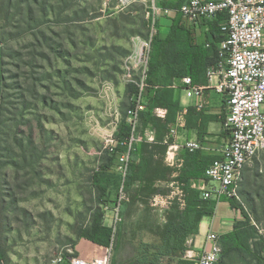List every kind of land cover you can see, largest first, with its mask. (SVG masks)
Wrapping results in <instances>:
<instances>
[{
  "label": "rangeland",
  "instance_id": "obj_1",
  "mask_svg": "<svg viewBox=\"0 0 264 264\" xmlns=\"http://www.w3.org/2000/svg\"><path fill=\"white\" fill-rule=\"evenodd\" d=\"M153 27L149 0H0V264L70 257L97 212L113 225L118 178L103 197L94 180L130 107L128 85L138 80ZM185 128L177 134L188 138ZM219 136L223 127L211 149ZM240 192L251 225L264 228V153L245 168ZM225 207L226 199L215 218ZM141 210L128 212L126 225L141 220ZM115 256L114 246L111 264Z\"/></svg>",
  "mask_w": 264,
  "mask_h": 264
},
{
  "label": "trees",
  "instance_id": "obj_2",
  "mask_svg": "<svg viewBox=\"0 0 264 264\" xmlns=\"http://www.w3.org/2000/svg\"><path fill=\"white\" fill-rule=\"evenodd\" d=\"M160 5L172 10L163 16V24L160 20L159 33L152 42L149 83L160 87L148 91V105L140 115L139 125L140 132L149 127L157 130L158 139L155 143L143 142L137 147L125 183L130 197L126 212L139 211L143 206L141 220L129 225L121 224L114 235L112 227L104 224V214L97 212L91 225L78 233L79 239L88 240L102 248H108L114 238L116 252L120 246L128 244L131 256L124 261L115 260L113 264H195L185 259L187 241L199 234L203 219L214 216L218 203L217 200L206 199L201 191L192 187L193 182L208 181L205 172L216 157L205 155L201 150L186 151L178 178L183 184L185 207L181 208L178 201L173 202L166 210L164 225L156 224L153 219L151 199L169 193L167 184L162 186L158 182L168 183L173 172L163 162L168 145L161 142L160 137L175 124L183 110L181 90L171 89L166 83L173 76L189 75L196 85L208 84V70L220 61L218 44L223 40L221 23L227 18L225 13L212 22H202V33L199 35L197 27L188 24L179 12L180 3L161 1ZM128 92L132 98L137 87L134 84L128 85ZM156 108L167 110L164 120L153 114ZM126 116L115 134V151L111 153L106 150L108 163L100 169L94 180L102 197L109 186L114 184L115 177L118 178L116 185L121 187L122 179L117 171L118 157L126 152L124 142L131 134ZM186 117L187 129L196 131L200 140H204L209 124L217 121L215 117L206 116L205 111H198L194 106L188 107ZM114 167L115 174H110V169ZM248 200L253 203L250 197ZM228 201L233 208L238 207L235 201ZM244 215V220L236 223L232 233L220 237L223 249L220 264H227L234 258L242 259L245 264H264V240L258 237L257 229ZM2 258L0 255V260Z\"/></svg>",
  "mask_w": 264,
  "mask_h": 264
},
{
  "label": "built area",
  "instance_id": "obj_3",
  "mask_svg": "<svg viewBox=\"0 0 264 264\" xmlns=\"http://www.w3.org/2000/svg\"><path fill=\"white\" fill-rule=\"evenodd\" d=\"M153 17V32L149 42L143 46L138 64V80L133 82L137 87L136 94L131 98L127 110V123L131 134L124 142L126 152L118 157L117 171L122 183L120 194L114 205V223L111 226L114 235L122 222V208L130 201L125 183L129 175L133 153L143 143H155L157 131L146 128L139 131L140 115L148 105V91L158 89L149 83L152 42L156 33V23L171 9L164 8L157 0H149ZM180 3L179 12L190 25L202 22H212L219 15L227 18L221 23L223 40L218 44L220 61L208 70V84L196 85L191 76L171 77L167 87L184 92L188 99H199L196 105L198 111L205 107L203 99L207 91H213L224 100L226 116L223 122V133L226 140L219 148L217 157L206 169L208 181L193 182L192 187L201 191L206 199L220 201L233 200L237 203L242 214L244 210L241 200V184L243 173L260 154L264 153V0H160ZM159 109V108H158ZM155 110V115L158 116ZM187 109L178 115L175 126L169 128L160 137L161 142L168 145L164 163L173 170L172 180L167 185L168 195H156L150 205L155 209L168 210L173 202L178 201L181 208L185 207L183 184L179 181L183 159L178 155L182 150L194 152L202 150L200 142L187 141L185 144L177 140V128L181 127ZM117 141L111 139L106 149L115 151ZM245 218V217H243ZM252 224L258 231V237L264 240V228ZM114 250V238L108 248H104L99 258L94 261L75 256V248L67 250L70 257L60 254L52 264H111ZM223 249L220 235L211 229L206 235L205 249L200 253L195 264H220Z\"/></svg>",
  "mask_w": 264,
  "mask_h": 264
},
{
  "label": "crops",
  "instance_id": "obj_4",
  "mask_svg": "<svg viewBox=\"0 0 264 264\" xmlns=\"http://www.w3.org/2000/svg\"><path fill=\"white\" fill-rule=\"evenodd\" d=\"M201 25H202V23L196 25L197 32L199 35L202 33V29L200 28ZM182 92L183 91H181V94H180L181 105L183 106V108L187 109V114H188V107L189 106L196 107V105L200 102V100L196 99V98H193L190 101L184 100L182 97ZM203 102L205 103V107L202 111H205L206 116H213L217 120V121L209 124L208 132L205 135L204 140H200L198 138L197 132L194 130L189 131L190 133H189L188 138L183 137L182 133H179L177 138L179 139L180 143L183 141V139L185 141L186 140H191V141L196 140V141L200 142V144L203 146V149L201 151L205 155H210V156H214L217 158V157H219L218 150L223 145L224 141L226 140V135L225 136H219V138L222 142L214 150L211 149V147H210L209 139L213 136L215 129H218V127H219V129H222V125H223V122H224L225 116H226V110H225L226 106L224 104L223 98L221 96L217 95L213 91H207L206 92L205 97L203 99ZM155 110H156V112L159 111L157 113L158 116L159 115L162 116V117H158V118L164 120L166 115H167V110L163 109V108H159V109L156 108V109H154L153 114L155 113ZM187 114L184 116V121L181 124V127H179V129H183L186 127V125H187V117H186ZM177 120H178V117H177ZM177 120H176L175 124L171 125L170 127L175 126L177 123ZM186 151L187 150H182L179 153L178 158L183 159V154ZM172 174H173V172H172ZM171 180H172V175L170 176V180L168 183L167 182H158V185H162V186H165L166 184L168 185L171 182ZM222 200H224V199H222ZM222 200L218 201V203H220ZM218 203H217V208H218ZM228 203L230 206V210H229V208L227 209L226 207L223 208L224 213H223L222 218H217V217L215 218V216H214V217H212L213 219H211V220L209 217H206L205 219H203L201 226H200L199 234L195 237L189 238L187 241L188 250L185 254V259L195 263L196 259L200 255V253L205 249L206 235L210 229L213 232L219 234L220 237H222V236H225V235L232 233L236 223L244 220V218H243L244 215L242 214V212H240L241 210L239 209V207L233 208L230 201H228ZM217 208H216V211H217ZM141 209H143V206H141ZM126 210H127V205L125 206L124 211H123V214H124L123 224H126L127 220H128ZM109 212H111V214L110 213L109 214L112 217L113 212L112 211H109ZM165 213H166V211H164V210H159L156 212V214L159 216V219L155 222L156 224L164 225L166 223ZM105 221L106 220H104V224L106 226H109V225H107V223H105ZM109 227H111V226H109ZM103 249L104 248H102V247H100V246H98V245H96V244H94L88 240H85V239H81L75 247V250H76L78 256L85 259V260H88V261H94L95 259L99 258L103 252ZM130 256H131L130 252H128L126 254H121V251L119 248V250L116 252L115 260H117L118 262H119V259L124 261ZM63 264H70V263L66 262ZM227 264H245V262L243 263L242 259L234 258V259H230Z\"/></svg>",
  "mask_w": 264,
  "mask_h": 264
}]
</instances>
